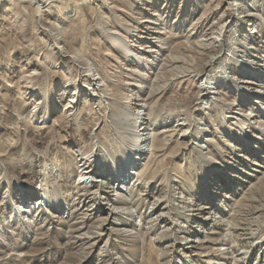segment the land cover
I'll return each instance as SVG.
<instances>
[{
  "label": "rangeland",
  "instance_id": "obj_1",
  "mask_svg": "<svg viewBox=\"0 0 264 264\" xmlns=\"http://www.w3.org/2000/svg\"><path fill=\"white\" fill-rule=\"evenodd\" d=\"M174 1L0 5V264H264V0Z\"/></svg>",
  "mask_w": 264,
  "mask_h": 264
},
{
  "label": "bare ground",
  "instance_id": "obj_2",
  "mask_svg": "<svg viewBox=\"0 0 264 264\" xmlns=\"http://www.w3.org/2000/svg\"><path fill=\"white\" fill-rule=\"evenodd\" d=\"M8 1H13V0H0V5H3V4H5ZM102 1L104 2V0H101V4H102ZM184 1H185L186 4H189L190 3V0H183V2ZM28 2L38 4V8H39L40 12H42V14H44V11H45L44 8L46 7V5L48 3V0H28ZM172 2L174 3L176 1L172 0ZM169 3H168V5H169ZM219 4H220V2H219ZM121 5H126V2L125 1L121 2ZM14 7L15 8H18L16 5H14ZM217 8H219L218 5L215 6V5H213V3H208V5L205 7V9H204V11L202 13V17L204 19H207L208 16H210L214 10H217ZM18 9H20V8H18ZM181 11H182V8L180 7L179 12L177 11V15L181 14ZM136 13L135 12L132 13L131 14L132 16L130 17L134 21L135 24L140 22V20L137 18V14ZM42 14L41 13L39 14V15H41V19H43ZM125 14H127V16H128V13L125 12ZM129 15H130V13H129ZM45 19H47V17H45ZM150 21L151 20H149L148 22L150 23ZM113 35H115V34H113ZM113 38L116 39L117 36H114ZM53 40L58 45L60 44V42H62V40H61L60 37L59 38H53ZM57 48L63 54L68 51V50L62 49L59 46ZM51 51H49V52H51ZM46 52H47V50L44 51L43 54L46 53ZM209 53H210L209 49H207V47H205V46L202 45V47L200 49V52H199V60L202 61V66L204 65L203 62L205 60V57L208 56ZM68 56H69V54L67 55V57H64V55H63V57L61 56L59 59L65 60L66 58H69V59L72 58V56H70V57H68ZM216 56H217V53H215V57ZM75 61H77V58H76ZM84 64H87V63H84ZM91 65L92 64H88L89 67ZM95 67H96L95 70H102L100 66H96L95 65ZM203 67H202V70L201 71H203ZM34 79H36V76H34L32 74L27 75V74L24 73V74H22V75H20L18 77V83H19V85L20 84L22 85L21 87L25 91L30 90L33 87H37V89H39L38 85H36V83L34 84V82H33ZM54 84H55V82H52V84L49 85V86H52V87L49 88L48 93L55 91ZM156 91L157 92H162L163 89L160 88L159 90H156ZM50 99H51L50 102H52L53 104H56V105H58V101H60L57 98H54V96H51ZM122 102H123V100L121 101V103ZM225 106H227V108H231V106H233V105L229 103V105H225ZM219 124H220L219 127L221 128V130L226 133V128H225L224 122L223 121H220ZM248 127L251 128V125H249ZM231 132H232L231 135H232V137L234 138V141H235V145L233 146V148L237 149V148H239L238 145L243 144L244 141H245V138L243 137V136H245V130L243 129V131L240 130L239 132L238 131L231 130ZM249 140H250V138H249ZM252 141H254V139H252ZM216 142L217 143L212 144V146L214 148H211L210 150H212V151L219 150V153L215 151V153L213 154V155H215V158L214 159H211V160L215 162V166L214 167L220 166L221 168H223L221 166V163H225V166L228 163H227L226 159L224 160V156L222 155V152L225 151V152L229 153V151L224 150V147L222 146V141H220V139H219V141L216 140ZM229 145H232V144H229ZM156 150L157 151L160 150V149H158V145L156 146ZM76 156L78 157V154L77 153H76ZM153 159H154V156L152 158V161H153ZM246 159H248V157H246ZM87 163H89V159L85 160V162L83 163V166L86 165ZM209 163H210V160H209ZM207 164H208V162H207ZM90 165H92V164H90ZM90 165H88L87 167H90ZM208 165L210 167L213 166L211 163L208 164ZM87 167L85 166L84 168H87ZM88 170H90V168ZM254 212H260V215L256 219H251L249 221V224L255 226V230L257 232L261 233L262 232V229L264 227V219L263 220H260L261 217H264V175L262 177H259L258 181L254 184V187L244 196V199H243L242 203L236 209L237 218H235V220H236L235 226L234 225H231V228L233 230L241 229L242 228V225L244 223V221H243L244 216L249 217ZM252 232L255 233L254 231H252ZM222 241H223V239H222Z\"/></svg>",
  "mask_w": 264,
  "mask_h": 264
}]
</instances>
